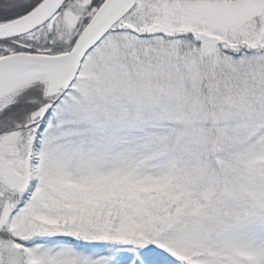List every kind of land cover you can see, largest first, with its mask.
I'll list each match as a JSON object with an SVG mask.
<instances>
[{
    "label": "snow or ice",
    "instance_id": "obj_1",
    "mask_svg": "<svg viewBox=\"0 0 264 264\" xmlns=\"http://www.w3.org/2000/svg\"><path fill=\"white\" fill-rule=\"evenodd\" d=\"M0 264H264V0H0Z\"/></svg>",
    "mask_w": 264,
    "mask_h": 264
}]
</instances>
